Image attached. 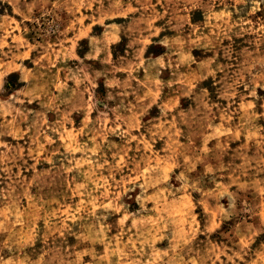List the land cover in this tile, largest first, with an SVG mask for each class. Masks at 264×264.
<instances>
[{
    "label": "clouds",
    "instance_id": "clouds-1",
    "mask_svg": "<svg viewBox=\"0 0 264 264\" xmlns=\"http://www.w3.org/2000/svg\"><path fill=\"white\" fill-rule=\"evenodd\" d=\"M219 3L223 12L215 11L217 0H0V12L11 4L21 24L39 26L43 38L31 45L19 37L7 45L0 38V171L12 180L10 165L23 159L7 137L28 135L34 145L64 137V151L54 149L59 158L52 168L71 173L85 201L77 223L66 225L64 216L54 218L50 204L28 191L22 177L0 188V264H215L211 241L198 235H209L211 216L201 215L202 229L194 217L201 201L212 208L219 204L218 193L229 194L224 186L209 191L203 175L224 168L233 178L242 168L264 172V150L243 166L224 164L225 146L214 132L220 113L224 121L233 114V97L244 99L239 86L252 97L257 86L264 89V19L255 24L248 19L264 0ZM229 7L243 19L232 22ZM80 9H91L87 19L99 26L95 31L79 23ZM239 33L253 34L252 50L238 55L235 70L226 71L215 53L226 36ZM153 37L163 54L149 48ZM209 77L215 86L209 87ZM255 119L251 110L241 114L242 133L254 130ZM134 129L143 131L134 136ZM133 139L140 153L129 158ZM233 206L230 198L223 215ZM244 211L259 216L247 205ZM237 219L240 227L230 237L232 264H264V242L256 251L247 246L264 233V216L252 225ZM69 235L76 237L75 248L68 247Z\"/></svg>",
    "mask_w": 264,
    "mask_h": 264
},
{
    "label": "rangeland",
    "instance_id": "rangeland-1",
    "mask_svg": "<svg viewBox=\"0 0 264 264\" xmlns=\"http://www.w3.org/2000/svg\"><path fill=\"white\" fill-rule=\"evenodd\" d=\"M153 2L156 3V0H153ZM157 10H163L159 3H157ZM223 10L224 4L219 3V0H217L215 11L223 12ZM90 12L91 9H80L77 15L79 16L80 13H83L84 18L79 23L95 31L99 26L87 19ZM262 12H264V7L253 16L248 17V19L252 20L255 24L256 19H264V16L261 15ZM229 15L232 22L243 19V16L231 7H229ZM203 20L204 15L201 11L199 22ZM157 25L158 27L160 26L159 21H157ZM164 34V32L159 33L160 36ZM71 36L72 33L69 32V37L71 38ZM17 37H19L21 42L27 40L29 45L36 42L43 43L39 26L34 25L31 21H25L22 25L20 16L12 9L11 4H9L4 12H0V38H3L7 45H11L17 42ZM156 39L157 37H153V42L149 43V48L153 52L163 54L161 52L163 46L154 43ZM250 40H254V36L251 33L229 34L219 43L220 51L215 53L217 62L225 65L226 71L235 70L237 56L243 52L252 50L249 48ZM48 43H55V37L50 39ZM255 47L256 45L253 43V48ZM76 48L77 45H73L74 51ZM23 50L21 48V51ZM4 51H7V47H5ZM203 51L201 49H195L194 53L203 54ZM27 55L28 59H32V52H29ZM211 55L213 53L209 52L208 56ZM25 63H27V60ZM221 75L223 73L218 74V77ZM208 82H210L209 87L215 86V82L211 77L208 78ZM206 90L208 89L206 88ZM104 91V89H101L102 93ZM237 92L244 99H241L240 96L233 97L234 103L231 105L233 114L224 121L223 113H220V118L215 121L217 127L214 129V132L218 141L225 146L224 151L227 153L222 162L226 165L243 166L246 158L251 159L257 157L264 150V89L257 86L256 97H252L248 93V89L243 85L238 87ZM245 100L247 103H245ZM126 103H132V98H129ZM224 106L227 109L229 102L225 101ZM237 109L239 110L238 113ZM249 110L255 112L256 115L255 121L252 122L254 130L249 128L246 133H242L240 128L241 114ZM142 131V129H134L133 135L135 136L137 132ZM45 139L51 140V143L39 142L34 145L32 138L28 135L19 140L12 136L5 139V142L10 143L13 149L20 148L23 159L16 161L14 165H10L12 173L14 174L12 180H9V174L7 172L0 171V188H7L10 183L22 177L23 181L29 185V192L34 196L41 197L50 204L54 218L58 215L64 216V223L66 225H74L77 223L78 216L81 213V206L85 201L82 195L75 191L76 185L71 183L72 174H57L56 170L52 168L53 161L59 158V152H54V149L59 148L60 152L64 151V148L60 147L64 143V137H60L58 140L54 137H46ZM112 139L115 143L121 142L119 137H113ZM37 140L39 141V137H37ZM216 142V140H210L209 144ZM137 145L138 141L133 139L128 149L129 158H136L137 154L140 153V148ZM33 147L40 150L33 152ZM106 155L111 156V153L106 152ZM77 156H79V153H77ZM77 163L80 164L81 162L77 160ZM57 167H59L58 164ZM197 170L201 173L204 172L200 165H197ZM38 176L39 180L34 184L33 181ZM249 177L253 178L251 182ZM261 179H264V172H257L255 167L247 169L246 171L242 168V174H237L235 178H233L232 172L227 168H224L220 172L205 173L203 175V182L209 191L224 186L229 194L223 195L218 193L219 204L214 205L212 208H209L208 202L201 201V207L196 209L197 215L194 217L197 222V228L202 229L205 225L201 221V215L206 217L210 214L211 216V223L207 225L209 235L204 237L203 232L198 233V235L205 242L211 241V247L215 250V264H232V256L235 249L233 248V241L230 240V237L233 235L234 230H238L240 227V220L237 219V215L241 216L249 225H252L254 221H258L259 216H264V199H261V194H264V184L260 183ZM230 198L234 201L233 211L231 214L223 215L229 209ZM23 203L26 205L27 200L23 201ZM245 205L248 206V209H256L259 216H253L250 213L245 214ZM257 205L260 206L258 209ZM118 215L117 213V217ZM112 219L109 217L107 222L111 224ZM125 220H127V217H125ZM110 234L116 235L114 230ZM126 239L131 240L132 237H126ZM67 241L69 248L76 247L75 236H67ZM117 242L119 243V241ZM262 242H264V233H257L252 237L247 246L252 251H256L262 245ZM97 251L107 253L108 248L97 246ZM85 259H88V257H85Z\"/></svg>",
    "mask_w": 264,
    "mask_h": 264
}]
</instances>
